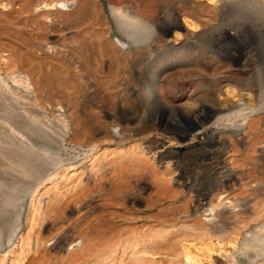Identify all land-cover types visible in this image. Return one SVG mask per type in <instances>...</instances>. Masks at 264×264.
I'll use <instances>...</instances> for the list:
<instances>
[{"label": "rangeland", "instance_id": "374dc122", "mask_svg": "<svg viewBox=\"0 0 264 264\" xmlns=\"http://www.w3.org/2000/svg\"><path fill=\"white\" fill-rule=\"evenodd\" d=\"M51 1L60 0H0V125L23 138L21 147L7 141L10 133L0 126V239L12 238L0 249V264H124L134 249L145 255L141 264H264V60L252 62L244 44L219 53L197 42L200 35L169 48L164 38L176 30L161 29L138 46L141 55L113 61L111 75L98 73L103 51L93 45L92 8L106 12L108 3L132 1L147 16L152 3L170 0H76L70 11H34V3ZM222 10L214 36L219 24L228 25ZM152 55L170 63L167 79H157L165 97L198 90L196 99L170 112L200 115L203 126L224 114L225 124L228 114L241 124L238 140L180 150L154 140L141 144V136L161 133L149 120L154 98L143 90V60ZM222 89L237 93V105H217ZM100 97L110 102V118L98 116ZM115 126L118 133L109 132ZM59 136L63 160L73 162L58 164ZM48 163L74 169L49 183L45 177L56 169ZM164 177L171 178L167 184Z\"/></svg>", "mask_w": 264, "mask_h": 264}, {"label": "bare ground", "instance_id": "6f19581e", "mask_svg": "<svg viewBox=\"0 0 264 264\" xmlns=\"http://www.w3.org/2000/svg\"><path fill=\"white\" fill-rule=\"evenodd\" d=\"M9 6L11 8V5ZM139 6H140L139 3L130 1V2H126V3L123 2V3H118V4L108 3L106 12L104 11H101L100 13L98 11L95 12V9L92 8L94 12L93 13L94 15L93 24L94 25L90 33H92L91 35H92L93 45H95V47H97L99 51H103V55L101 56L100 54L99 56L100 58L98 57V60L96 61V72L105 73L106 75L107 74L111 75L112 73L116 72L117 69H112L113 61H116V64H117V63H121L124 61H128L130 59L131 60L135 59L136 57H138L140 53H142L141 52L142 50L140 49V47L138 48V46L147 45L149 41L151 42V39L155 38L158 31L161 29H168L170 31L176 30V31L171 32L172 33L171 37H168L166 39L164 38V41L167 42L168 44L170 43V46L172 44V46L169 48L183 46L186 43L187 38L200 35L201 39L197 42H205L211 49L214 48L219 53H224L226 52V50H229L231 47H233L231 49L243 47V44H244V47H246V51L250 55L252 62L257 63L258 61L260 62L261 60H264V0H251V1H242V2H237V3H229V2L226 3L223 0H170V1H163V2L156 1L152 3L151 5L153 8H155V11L153 10V13H150L147 16L137 11ZM74 7H76V0H60L58 2L51 1L47 3H43V2H39L36 4L34 3L33 9L34 11H38V13L39 11L40 13H42L41 10H45V9L47 11V9L60 8V9H64L65 11L67 10L70 11V10H73ZM147 7L148 5L146 6V8ZM221 7H223L222 12H220V15L222 16L221 21L222 22L223 20L228 21V25L221 26V24H219L218 26L220 27V31L216 36H214L213 35V30H214L213 21H214V18L217 16V12L219 11V9L221 11ZM240 18L244 20V22H242L241 24L236 22V20ZM111 27L113 29H111ZM229 51H232V50H229ZM160 63L161 62L159 59L156 58V55L149 56L148 58L143 60L142 66H143L145 75L147 77V84L145 85L143 90H144V94L147 97L154 98V101L151 102V107H152L153 112L151 113L149 120L151 121V123L155 124L156 129H160L161 133H164V136L161 135V133H159L160 135L158 136V133L154 131L153 133H149L147 135L141 136L139 138L140 139L139 141L141 144H146L149 141L154 140L156 142H160L161 144L165 145L168 148H174V149L180 150V149L190 148L194 146H201L204 144L207 145V143H213V144L226 143L228 141L231 142L230 140H233V139L235 140V138L237 139V136H239L238 127L241 124H238L235 118L229 119L228 114L226 117L228 121L225 124H222V123L220 124V120L223 119L225 115L224 114L222 116H219V119L217 122H213V123L211 122V124L209 123V125L203 126L202 124L205 123L204 118L200 117V115H199V118L196 116V118L188 119L184 114H180V112L179 113L170 112L171 109L181 108L184 105L188 104L190 101L196 99L195 97L198 94V90L196 88H189L186 91L184 90H181L179 92L177 91L178 94L176 95V99H174L173 97H168V98L165 97L164 96L165 94L163 95L162 90L159 89L157 86V79L160 76L163 79H167L169 75L168 73L170 72V63L165 62L166 64L164 65H161ZM116 64H115V67H116ZM116 78L119 79L118 76ZM120 79H123L121 74H120ZM106 81L108 82V80ZM22 82H23L25 91H27L28 90L27 88H29L28 80L25 79ZM109 84H110V81L108 85ZM109 88L105 89V91L110 90ZM6 90L8 91L9 89L6 88ZM92 90L96 94L97 97L100 96L101 89L98 86V81H97V84L95 82V85ZM10 92L9 94H7L9 95L7 96L9 97L7 98L8 103L10 104V106L14 107L17 105L16 104L17 99L15 100L13 98V95L10 94ZM28 94L29 93L26 92V96H29ZM217 97H218L217 105L222 106L223 109L237 105V102H236L237 93L233 91L232 89L231 90L222 89L220 91L219 96L217 95ZM2 98H3V95H2ZM99 99L100 101L98 102L95 100L97 102L96 107H97L98 116H101L104 118L109 117L108 98L105 99L106 102L101 101V97ZM23 104L24 103H22V105ZM8 108H11V107H8ZM18 108L20 109V107ZM18 108L16 107V109ZM5 109H7L6 106H5ZM7 111L8 110H6V112ZM9 112H10V109H9L8 114H10L13 111H11L10 113ZM0 126L2 128V131L7 130L10 133L8 134V136L10 135V138L6 137L7 141L9 142L13 141L14 143H17V145L19 146L22 145L23 138L20 135L13 133L14 131L11 132L10 130H8V127H5V125L2 126L1 124ZM118 130H119L118 126H115L113 128H110L109 132L116 134L118 133ZM41 131L43 130L40 129V132ZM66 132H64V134H66ZM100 133H101V130H100V127H98L96 129V134L100 135ZM43 134H46V130L43 131ZM54 145L56 149V158L58 160V164H64L66 162L74 161V159H70L66 161L65 159L63 160L62 158V157H65V152L62 151L64 148L62 145V136L57 137L56 143ZM154 158H156V156H154ZM46 166L47 168H53L54 163L53 164L48 163L46 164ZM56 168H59V166L54 167V169ZM71 169L73 170L74 167L66 166L60 169H56L53 175L45 177L48 179L46 181H48L49 183L59 182L61 181V179L63 180L65 176H67L68 172ZM99 170H102V168ZM94 173L95 171L91 174H94ZM170 179H171L170 177H166V178L164 177L163 180L166 181V184H167V182H169ZM8 194H12V193H8ZM66 197L67 195L64 196L63 198L66 199ZM26 205H27V202L24 201L21 205L20 211H22ZM11 242H12L11 235L8 234V236L5 239L3 238L0 239V249L11 244ZM134 250L131 252H128L129 254H127L125 260H123L126 264L143 263L145 259V255L142 254L143 252L140 253L138 252V250L137 251H134ZM186 253L188 254V251ZM6 254H4L5 257L8 255ZM177 255L179 256V254ZM182 256H183V253H182ZM31 257H33V255ZM184 257L187 258L188 256H185V253H184ZM151 258H153V256ZM176 262L177 261H175V263ZM180 262L181 260L179 261V263ZM179 263L177 262L176 264H179ZM22 264H26V263L23 262Z\"/></svg>", "mask_w": 264, "mask_h": 264}]
</instances>
